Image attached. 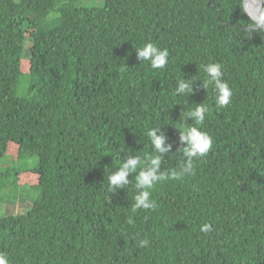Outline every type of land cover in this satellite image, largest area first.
I'll return each instance as SVG.
<instances>
[{"label":"trees","instance_id":"16d2710c","mask_svg":"<svg viewBox=\"0 0 264 264\" xmlns=\"http://www.w3.org/2000/svg\"><path fill=\"white\" fill-rule=\"evenodd\" d=\"M76 1L0 0V209L32 200L0 214V253L9 264H264V28L243 0ZM147 43L169 51L163 69L138 58ZM207 63L232 90L223 108L203 86ZM179 79L192 93L175 94ZM200 103L195 125L184 114ZM177 126L207 132L211 149L194 174L153 186L155 208L133 211L137 173L114 192L106 169L153 154L154 127L171 145L161 170L178 169Z\"/></svg>","mask_w":264,"mask_h":264},{"label":"clouds","instance_id":"9594fccd","mask_svg":"<svg viewBox=\"0 0 264 264\" xmlns=\"http://www.w3.org/2000/svg\"><path fill=\"white\" fill-rule=\"evenodd\" d=\"M136 49L138 58L142 61H148L153 69H163L166 66L169 56V51L166 48L161 49L153 43H147L143 47H137ZM202 70L206 77L203 80V86L206 89L209 85L213 86L217 107L223 108L229 105L232 90L222 78L221 65L218 63H207L202 66ZM177 81L179 86L175 88L176 95L183 96L192 93L193 81L191 79H179ZM207 110L206 105L197 104L184 114V118L195 121V125H202L206 118ZM162 129L154 127L147 130L153 154H145L143 158L138 155H126L120 161L119 166L116 167L117 170L115 172L111 171L112 167L106 169L109 189L114 192L129 185L130 173H137L133 177L135 189L133 211L140 208H155L156 205L150 198V190L153 186L159 181L166 179L178 180L184 176L194 174L195 160L206 156L212 147V138L201 128L197 126L175 127L179 132L180 140L186 143V146L180 151L184 157H187V161L182 162L178 169L165 173L161 170L162 154L169 151L171 145L165 143L167 137ZM158 132L160 133L159 135H157ZM210 230L209 225H203L202 231L208 232ZM146 243V240L141 241V246ZM0 264H9L7 257L3 253H0Z\"/></svg>","mask_w":264,"mask_h":264},{"label":"rangeland","instance_id":"374dc122","mask_svg":"<svg viewBox=\"0 0 264 264\" xmlns=\"http://www.w3.org/2000/svg\"><path fill=\"white\" fill-rule=\"evenodd\" d=\"M104 3V0H78L75 2V5L78 6V7H81V6H96V5H102ZM30 45L31 43L28 42L26 47L27 48H30ZM26 58H24L25 60ZM23 70H25L23 68ZM20 92L22 93V90H20ZM17 152V151H16ZM17 156V154L15 155ZM11 164V161H8V164ZM2 164V163H0ZM9 164V165H10ZM4 168V166H3ZM19 178V183L20 184H24V181L25 182H28V183H33L37 180V177L36 176H33V175H28L27 177H25L24 179L22 177H18ZM5 206L3 209H0V214L1 215H7V214H19V213H22V212H25L27 208H29L32 204V200L30 198H24L23 200H19L17 199L15 201V203H7V201L5 202ZM4 210V211H3Z\"/></svg>","mask_w":264,"mask_h":264},{"label":"water","instance_id":"95a60500","mask_svg":"<svg viewBox=\"0 0 264 264\" xmlns=\"http://www.w3.org/2000/svg\"><path fill=\"white\" fill-rule=\"evenodd\" d=\"M263 6L264 0H243L246 14L257 24L258 28H264Z\"/></svg>","mask_w":264,"mask_h":264}]
</instances>
